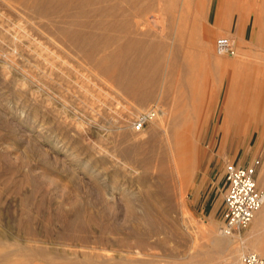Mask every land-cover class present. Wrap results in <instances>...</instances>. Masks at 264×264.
Instances as JSON below:
<instances>
[{
  "label": "rangeland",
  "instance_id": "obj_1",
  "mask_svg": "<svg viewBox=\"0 0 264 264\" xmlns=\"http://www.w3.org/2000/svg\"><path fill=\"white\" fill-rule=\"evenodd\" d=\"M241 14L243 43L229 34ZM259 14L264 0H0V264H244L259 253L235 233L209 254L226 164L264 166ZM221 36L234 54L217 53ZM130 42L148 63L149 99L118 82ZM160 108L176 115L172 130H191L189 174L165 147L174 134L153 137L151 118L135 127Z\"/></svg>",
  "mask_w": 264,
  "mask_h": 264
},
{
  "label": "built area",
  "instance_id": "obj_2",
  "mask_svg": "<svg viewBox=\"0 0 264 264\" xmlns=\"http://www.w3.org/2000/svg\"><path fill=\"white\" fill-rule=\"evenodd\" d=\"M216 51L218 54H234L233 37H219L216 40ZM149 118L151 114L143 113L135 122L136 129H141ZM261 165V156L245 164H226L225 192L221 210L222 229L226 234H241L249 227L255 214L263 205L264 190L257 184V172ZM242 261L244 264H264V257L259 253L249 252L243 256Z\"/></svg>",
  "mask_w": 264,
  "mask_h": 264
},
{
  "label": "bare ground",
  "instance_id": "obj_3",
  "mask_svg": "<svg viewBox=\"0 0 264 264\" xmlns=\"http://www.w3.org/2000/svg\"><path fill=\"white\" fill-rule=\"evenodd\" d=\"M44 2V1H43ZM42 2V3H43ZM42 12V11H41ZM102 24V23H101ZM101 26V25H100ZM111 36V35H110ZM211 39L212 37H206L204 41H202V47H203V50H204V55L205 57H207L208 59H210V56H211ZM107 45V44H106ZM99 46V45H98ZM84 49V47H82ZM91 49V48H89ZM105 50V49H103ZM81 51V50H80ZM125 51V54L128 55V59L127 60H122L120 62V67H119V70H120V75H118V82L121 86L125 87V88H133V89H136L138 90L139 92V97L143 100V99H149L151 96H152V91L150 90V88L148 86H150L152 84V82L150 83V85L148 83H146L145 81H142V78H141V75L139 74V70L142 68L143 64H145L146 62H144L143 58L141 57H138L136 55V52L134 50V45H133V42H130V44L128 46H126V48L124 49ZM100 54V53H99ZM99 57V56H98ZM216 59L215 62H219V59L218 58H214ZM121 60V59H120ZM148 64V63H146ZM217 65H219L218 63H215ZM221 64V63H220ZM222 66V65H221ZM228 67V66H227ZM157 67L156 66H152V70H156ZM257 70H258V73L264 77V60H259L258 63H257ZM256 70V71H257ZM93 71V70H92ZM259 76V75H258ZM146 79V78H144ZM147 80V79H146ZM116 81V80H115ZM135 90V91H136ZM133 91V90H132ZM136 97V96H134ZM245 109V108H244ZM154 111V114H152V112ZM250 112V111H249ZM147 113L151 114V119L154 121L155 123V128H154V132H153V137H158L160 136L161 134V129H164L166 131V134H169V133H172L174 134V138H167L168 139V144L166 147V149H168V151H172L174 152V157L176 160H177V163H178V167L183 169L184 172H186V174H189V172L191 171V166H192V159H189L190 157V151L192 150V145H189L187 144V141L189 140L190 137H187L190 133H191V130H188L187 127H185L186 129H175V130H172V127H168L170 122L172 121V119L176 120V115H172L170 114V112L168 110H165L163 108H160V109H156V110H150V111H147ZM254 116V115H253ZM245 118V117H244ZM224 116L222 117L221 119V122L223 124V121H224ZM227 121V120H226ZM177 122L174 121V125H177L176 124ZM172 124V123H171ZM182 124V123H181ZM173 126V125H172ZM179 126V125H178ZM182 126V125H181ZM193 126V125H192ZM180 127V126H179ZM192 129V128H191ZM163 131V130H162ZM241 131V130H240ZM195 133V132H194ZM165 135V133H164ZM161 137V136H160ZM192 140V139H191ZM166 143V142H165ZM163 149V148H162ZM161 149V150H162ZM153 150V149H152ZM153 152V151H152ZM151 152V153H152ZM167 155V154H166ZM163 156V155H162ZM181 157V158H180ZM159 161V160H158ZM162 163V162H161ZM122 193V192H121ZM106 195V194H105ZM144 200V199H143ZM105 201V200H104ZM146 205H149V204H146ZM264 207V203L263 205L261 206L260 209H262ZM139 208V207H138ZM259 209V210H260ZM256 215V214H255ZM151 218V217H150ZM141 219V218H140ZM256 219V217H255ZM138 220V219H137ZM75 222V221H74ZM139 226V225H138ZM212 234V233H211ZM234 235V234H232ZM232 235L231 234H226L223 229L222 231H219L218 233L215 232L213 234V243L215 244V249H211L209 251V254H220V248L221 246H223L224 244L226 243H229V242H233L234 240H232ZM226 236L229 237L230 241L227 240ZM260 238V236H259ZM248 244L245 245V247L247 246ZM33 247V246H32ZM218 247V248H217ZM46 248V247H45ZM213 248V247H211ZM231 248V247H230ZM233 248V247H232ZM34 249V247H33ZM223 249V248H222ZM241 249V247L239 248H233V252L232 253H237L238 254V251ZM225 251V249H224ZM222 252V251H221ZM243 252V251H242ZM235 253V255H236ZM213 254V255H214ZM43 255V254H42ZM7 256V255H6ZM217 256V255H216ZM223 256V255H222ZM221 256V258H222ZM5 257V256H4ZM213 257V256H212ZM224 257V256H223ZM8 258V257H6ZM167 258V257H166ZM205 258V257H204ZM211 258V257H210ZM130 259V258H129ZM197 258L196 256H194L193 258H191L192 261H196ZM235 259V258H234ZM237 259V257H236ZM235 259V260H236ZM146 260V259H145ZM147 260H151L150 258L147 259ZM146 260V262H147ZM167 260V259H166ZM203 260V259H201ZM124 261V260H123ZM126 261H130V260H126ZM155 261V260H154ZM169 261V260H168ZM175 262V264H180L178 263L177 261L175 260H172ZM198 261V260H197ZM240 261V259H239ZM238 261V262H239ZM134 262L136 261H133L132 264H134ZM139 262V261H138ZM136 262V263H138ZM153 262V260H152ZM171 262V261H170ZM140 263V262H139ZM168 263V262H167ZM173 263V262H172ZM237 263V262H236ZM95 264V263H94ZM97 264V263H96ZM99 264V263H98ZM107 264V263H106ZM112 264V263H110ZM115 264V263H114ZM119 264V262H118ZM126 264V262H125ZM130 264V263H128ZM159 264V262H158ZM239 264V263H238Z\"/></svg>",
  "mask_w": 264,
  "mask_h": 264
},
{
  "label": "crops",
  "instance_id": "obj_4",
  "mask_svg": "<svg viewBox=\"0 0 264 264\" xmlns=\"http://www.w3.org/2000/svg\"><path fill=\"white\" fill-rule=\"evenodd\" d=\"M235 22L236 24L233 25L229 34L234 35L240 43L252 39V32L248 36L247 17L241 14L235 18ZM253 23L254 25L256 24L255 36L258 34V50L264 51V17L262 18L260 14L255 15ZM254 40H256L255 37L253 38ZM238 163H241V161ZM257 184L260 189L264 190V166L262 165L258 168ZM242 235L245 236L249 249L257 250L264 257V207L257 211L251 224L242 232Z\"/></svg>",
  "mask_w": 264,
  "mask_h": 264
}]
</instances>
